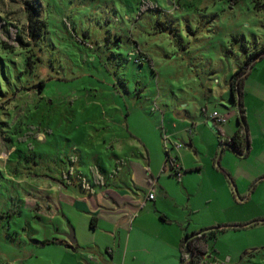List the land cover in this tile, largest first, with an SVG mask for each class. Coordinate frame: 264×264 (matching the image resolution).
Returning <instances> with one entry per match:
<instances>
[{
  "label": "rangeland",
  "instance_id": "1",
  "mask_svg": "<svg viewBox=\"0 0 264 264\" xmlns=\"http://www.w3.org/2000/svg\"><path fill=\"white\" fill-rule=\"evenodd\" d=\"M262 49L264 0H0V264L111 259L69 174L167 173L168 149L202 167L200 230L229 226L209 256L264 264V58L245 80L250 155L210 123L238 127L232 75Z\"/></svg>",
  "mask_w": 264,
  "mask_h": 264
},
{
  "label": "crops",
  "instance_id": "2",
  "mask_svg": "<svg viewBox=\"0 0 264 264\" xmlns=\"http://www.w3.org/2000/svg\"><path fill=\"white\" fill-rule=\"evenodd\" d=\"M210 123L214 126L211 120ZM221 129L224 136L230 139L238 128L226 126ZM131 137L137 141V137ZM144 146L146 147L145 144ZM190 147H193V141ZM169 154L174 160V157L177 158L176 166L182 173L180 179L177 178V184L170 180L175 177L176 171L158 173L148 169L142 174H137V169L123 170L124 163H120L122 167L117 166L116 171L111 172L114 177L109 175L107 178L104 174L99 176L95 169L96 181L93 179V182L88 180L86 183L80 172L69 174L71 178L77 175L76 183L80 185L81 190H88L91 196L95 195L97 198L98 205L93 202L89 204L79 198L81 201L77 202V205L83 202L86 205L84 208L92 216L91 220L94 218V227L91 228L96 232L102 229L105 249L111 254V259L100 264L181 263L182 238L186 234L200 232V184L203 171L198 160L194 165H185L177 152L174 157L170 151ZM225 170V175H233L230 169ZM123 171L127 174L123 175ZM63 178L67 179L66 174H63ZM139 184L141 189L137 188ZM152 185L158 187L157 193L154 200H148ZM65 186L67 188V185ZM62 187L63 185H60V188ZM96 187L101 190L100 194H97ZM140 193L144 194V197H140ZM224 204L227 211L235 205V199L233 196L225 197ZM161 216H166V219L162 220ZM97 248L100 249L101 245ZM212 258L215 259L207 257L209 264L221 263ZM228 259L229 263L233 260L231 257Z\"/></svg>",
  "mask_w": 264,
  "mask_h": 264
},
{
  "label": "trees",
  "instance_id": "3",
  "mask_svg": "<svg viewBox=\"0 0 264 264\" xmlns=\"http://www.w3.org/2000/svg\"><path fill=\"white\" fill-rule=\"evenodd\" d=\"M232 5H236L240 0H229ZM144 56L143 54H140ZM264 58V49L252 52L245 60L243 64L232 75L231 91L235 105L240 107V116L238 117V129L234 132L230 139H226L225 142L220 141V146L230 149L239 158H246L251 153V141L248 130V117L243 102L245 96V80L250 77L252 70L258 61ZM144 60H147L145 58ZM41 89L45 87L44 82L41 83ZM220 137L224 136L223 131L214 125ZM223 148V149H225ZM167 158L163 168V171H167L168 167L175 171L176 161L170 156L169 150H166ZM176 176V173H174ZM180 179V178H178ZM162 220L166 219V216H161ZM94 218L91 220V227H94ZM229 226H217L211 229H203L200 232H193L186 234L181 240V263L180 264H209L207 257L209 255L214 256L211 242L217 240L218 236L227 231ZM222 264V263H216Z\"/></svg>",
  "mask_w": 264,
  "mask_h": 264
},
{
  "label": "built area",
  "instance_id": "4",
  "mask_svg": "<svg viewBox=\"0 0 264 264\" xmlns=\"http://www.w3.org/2000/svg\"><path fill=\"white\" fill-rule=\"evenodd\" d=\"M210 120L214 125H218V126L227 123L226 118L223 115H220L218 112H214L213 115L211 116ZM178 147H181V145ZM178 169H179V167L175 166L176 176L178 178H180L182 173L179 172ZM155 189H156V185H152L150 187V191H149L148 196H147L148 200H154L155 199ZM209 258H211V256H209ZM210 264H214V263H210Z\"/></svg>",
  "mask_w": 264,
  "mask_h": 264
},
{
  "label": "water",
  "instance_id": "5",
  "mask_svg": "<svg viewBox=\"0 0 264 264\" xmlns=\"http://www.w3.org/2000/svg\"><path fill=\"white\" fill-rule=\"evenodd\" d=\"M65 236L67 237V239L69 241H71L72 244H76L77 243V240L75 238V235H74V231L73 230H71L70 233L69 234H66Z\"/></svg>",
  "mask_w": 264,
  "mask_h": 264
}]
</instances>
